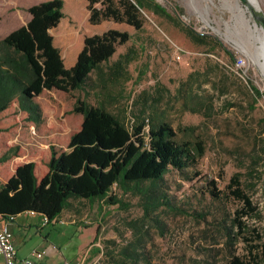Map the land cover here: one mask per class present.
Masks as SVG:
<instances>
[{
  "label": "rangeland",
  "instance_id": "obj_1",
  "mask_svg": "<svg viewBox=\"0 0 264 264\" xmlns=\"http://www.w3.org/2000/svg\"><path fill=\"white\" fill-rule=\"evenodd\" d=\"M62 1L64 17L50 34L66 67L75 62L85 37L109 29L124 31L131 36L129 42L117 46L109 61V64L113 63L129 48L136 51V59L127 68L130 80L124 84L121 81L113 86L108 84V92L115 95L111 96L114 100L105 102L108 111L129 126L146 100L145 103L155 105L164 114L176 132L178 142L201 141L204 145V155L195 166L182 174L170 171L165 176V187L176 210L162 212L163 234L155 229L149 232L145 250L152 258L151 264H192V261L225 264L231 249L224 246L225 239L219 227L222 222L230 224L238 203L231 198L216 201L210 197L208 189L215 187L226 193L231 177L235 173H244L243 165L247 166L251 159H255V172L243 178L244 185H247L245 193L260 208L264 201L258 184L260 173H264V75L254 62L255 47L259 45L254 28L264 36V0H256V7L241 4L246 22L232 16L228 6L233 0H155L182 25L206 36V47L191 44L172 25L153 16H146V23L138 32L113 22L91 26L87 22L83 0ZM13 29L8 28L5 32ZM209 38L220 41L232 59L220 49L212 50ZM174 47L180 50L179 59ZM238 57L244 61L243 74H237L234 68ZM207 58L212 63L206 62ZM109 64L101 65V69L105 70ZM191 73H203L204 76L194 75L198 81L193 93L185 95L178 89ZM90 77L95 88L74 94L96 105L105 90L98 84L96 74ZM249 83L261 94L253 110L249 106L253 99ZM158 86L161 96L156 93ZM117 92L120 97L116 96ZM155 99L159 100L156 104ZM45 100L46 104L41 102L45 109L42 127L46 133L54 128L67 132L69 127L78 126L76 116L70 112V97L54 92ZM197 103L211 107L202 114L190 112L188 109ZM9 111L2 120H15L13 140L17 138L18 149H24L28 145L29 125L17 118L15 104ZM64 141L65 138L55 136L46 144L58 146ZM122 199L131 205L127 211L115 206L106 207L102 203L72 200L70 207L56 221L47 224L40 221L38 215H24L18 223L27 220L31 225L22 251L53 245L56 250H49L41 260L42 264H61L63 260L70 264H96L101 254H93V251L102 249L104 240L121 242L119 237L129 239L130 233L123 220L141 217L137 198L123 195ZM247 225L250 230L244 236L247 242L239 240L234 246L235 254L241 257L247 255L249 244H264V212L248 220Z\"/></svg>",
  "mask_w": 264,
  "mask_h": 264
},
{
  "label": "trees",
  "instance_id": "obj_2",
  "mask_svg": "<svg viewBox=\"0 0 264 264\" xmlns=\"http://www.w3.org/2000/svg\"><path fill=\"white\" fill-rule=\"evenodd\" d=\"M83 1L91 26L113 22L138 32L143 29L146 16H153L172 25L191 44L207 46L206 36L182 25L155 0ZM27 12L30 20L26 25L0 40V216L7 219L33 213L47 224L56 221L72 200L97 202L127 211L131 205L124 202L122 196L129 195L137 198L141 217L123 220L129 239L119 237L121 242L107 239L102 242V249L93 251V254H101L96 264H151L152 258L145 250L149 232L155 229L163 234L162 212L176 210L165 187V176L170 171L182 174L195 166L204 155V145L201 141L178 142L164 114L155 105L145 103L146 100L129 126L108 111L105 102L114 100L111 96H115L108 92V84L128 82V65L136 59V51L129 48L109 64L117 46L130 41L127 32L109 29L85 37L74 64L66 68L50 34L64 17L63 1H45L29 7ZM209 39L212 50L220 49L232 59L220 41ZM206 62L212 63V60L207 58ZM103 64H109L105 70L101 69ZM93 73L106 91L101 92L96 105L74 94L95 88L90 77ZM194 75L204 76L203 73L189 74L180 84L179 92L193 93L198 81ZM249 88L253 97L249 106L253 110L261 94L250 83ZM54 92L72 99L70 112L76 116L78 126L69 127L67 132L54 128L46 133L42 127L45 122L43 103L46 104L45 99ZM156 93L161 96L159 86ZM119 94L117 92L116 96L120 97ZM157 102L159 100L155 99L154 104ZM13 104L17 118L29 125L28 145L24 149H18L17 138L13 140L15 120L13 122L11 117L8 121L2 120ZM210 107L197 103L188 110L202 114ZM55 136L65 138V143L46 144ZM254 164L255 159H251L249 165H243L244 173L231 177L226 193L215 187L208 189L210 197L216 201L231 198L238 203L230 224L222 222L219 227L224 246L231 249L225 264H264V244H249L244 257L234 252L239 240L247 242L244 237L250 231L247 221L264 212V201L260 208L245 193L247 185L243 178L255 172ZM258 184L264 196V173H260ZM199 263L192 261V264Z\"/></svg>",
  "mask_w": 264,
  "mask_h": 264
},
{
  "label": "crops",
  "instance_id": "obj_3",
  "mask_svg": "<svg viewBox=\"0 0 264 264\" xmlns=\"http://www.w3.org/2000/svg\"><path fill=\"white\" fill-rule=\"evenodd\" d=\"M45 1H49V0H0V40L3 39L5 36H7L13 30L26 25V23L30 20V15L27 12V9L29 7ZM8 28H14V29L6 33L5 30ZM71 66L68 67L65 66V67L70 68ZM24 215L25 216L27 215L28 217L36 216V215H30L24 213L16 216L14 218V221L9 225L10 231L12 233V242L16 248V264H22L23 260L28 257L30 251L33 250L31 249L26 252L22 251L24 239L27 236V230L31 225L29 224V222H27V220H23L21 221V223H18V220H20V218H23ZM39 217L40 219L39 218L38 219L40 221L43 222L45 221V219H43L41 216ZM44 247L42 246L40 248H34V249L39 250L42 248L44 249ZM0 264H1V258H0ZM39 264H42V262L40 261Z\"/></svg>",
  "mask_w": 264,
  "mask_h": 264
},
{
  "label": "built area",
  "instance_id": "obj_4",
  "mask_svg": "<svg viewBox=\"0 0 264 264\" xmlns=\"http://www.w3.org/2000/svg\"><path fill=\"white\" fill-rule=\"evenodd\" d=\"M176 58L179 59V49L174 47ZM244 67V61L241 57H238L234 62V68L238 73H244L242 68ZM33 215V213H29ZM14 221V217L3 219L0 216V258L1 264H16V248L12 242V233L9 225ZM45 223V221H44ZM49 250H56L53 245H49L44 249H33L30 251L27 258H25L22 264H39L40 261L48 254ZM61 264H70L69 261L63 260ZM82 264V263H77Z\"/></svg>",
  "mask_w": 264,
  "mask_h": 264
},
{
  "label": "bare ground",
  "instance_id": "obj_5",
  "mask_svg": "<svg viewBox=\"0 0 264 264\" xmlns=\"http://www.w3.org/2000/svg\"><path fill=\"white\" fill-rule=\"evenodd\" d=\"M256 3H257L256 0H246L245 5L256 7L257 6ZM241 4L242 3L239 2L238 0H233V2L229 4L228 9L231 11L233 17H235L236 19H240L243 22H246L244 20V16H243L244 11L241 8ZM254 29L258 33V35H256V40L259 43V45L255 47L254 62L256 66L259 68L262 75H264V36L258 28L257 29L254 28Z\"/></svg>",
  "mask_w": 264,
  "mask_h": 264
},
{
  "label": "water",
  "instance_id": "obj_6",
  "mask_svg": "<svg viewBox=\"0 0 264 264\" xmlns=\"http://www.w3.org/2000/svg\"><path fill=\"white\" fill-rule=\"evenodd\" d=\"M241 3L245 4L246 0H239Z\"/></svg>",
  "mask_w": 264,
  "mask_h": 264
}]
</instances>
